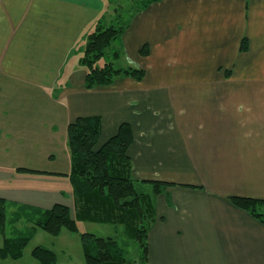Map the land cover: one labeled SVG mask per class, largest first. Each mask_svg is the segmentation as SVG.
Returning a JSON list of instances; mask_svg holds the SVG:
<instances>
[{"label": "crops", "instance_id": "0c3cea01", "mask_svg": "<svg viewBox=\"0 0 264 264\" xmlns=\"http://www.w3.org/2000/svg\"><path fill=\"white\" fill-rule=\"evenodd\" d=\"M104 10L102 0H0V88L22 103L32 93L47 102L5 104L8 129L27 138L21 126L65 131L98 116L102 144L129 123L132 178L167 182L155 198L149 264H264V223L230 199H264V0L149 4L120 40L142 80L87 89L73 55ZM45 195L49 206L62 202Z\"/></svg>", "mask_w": 264, "mask_h": 264}, {"label": "trees", "instance_id": "16d2710c", "mask_svg": "<svg viewBox=\"0 0 264 264\" xmlns=\"http://www.w3.org/2000/svg\"><path fill=\"white\" fill-rule=\"evenodd\" d=\"M156 1L160 0H141L130 11L128 18L109 25L103 15L96 21L94 29L85 35L84 51L79 63L85 70L84 86L87 89L109 85L120 76L142 80L143 69L133 66L115 67L114 59L121 55V36L130 25L132 17ZM117 38L119 42L112 47L108 60L102 66L96 65L97 60L105 55L106 49ZM247 47L248 39L243 36L240 50L245 51ZM140 51L147 54V45H143ZM99 134L98 116H80L67 125L74 216L70 214L69 206L60 202H55L48 209L36 210V214L28 218L30 227L25 235L5 237L0 247V259L20 257L34 228H41L57 236L62 230L77 232V220H90L120 226L125 238L138 243L139 257L136 260L128 258L114 237H98L94 233L83 232L79 236L85 264H149L147 239L155 218V198L167 182L132 178L128 148L133 142V134L129 123L122 122L116 133L102 144L98 143ZM142 184L149 188H140ZM230 199L235 206L264 223V213L259 211L264 205V199L243 196H232ZM5 225L6 202L0 197V232L3 236ZM31 253L41 264H53L55 261V253L41 245L35 246Z\"/></svg>", "mask_w": 264, "mask_h": 264}, {"label": "rangeland", "instance_id": "374dc122", "mask_svg": "<svg viewBox=\"0 0 264 264\" xmlns=\"http://www.w3.org/2000/svg\"><path fill=\"white\" fill-rule=\"evenodd\" d=\"M102 1L105 4L103 15L106 17L108 25L128 18L130 11L141 3V0ZM116 42H119L118 38L106 49L105 55L97 60L96 65L102 66L108 60ZM77 51L73 55L74 59L82 56L84 44L77 48ZM126 63L127 60L121 51V55L114 59V65L115 67L127 68L129 66ZM41 95L45 94L32 93L28 97L26 96L22 103L18 96L13 97L12 94H7L4 89L0 88V109L5 104H47L46 100L40 97ZM210 103L213 104L211 100ZM8 120L7 117L0 114V197L4 198L6 202L4 235L5 237H15L25 235L28 232L30 227L28 218L35 215L36 210L47 209L52 206L39 199V195L46 196V193L49 195L57 192L59 198H56L58 199L56 201H62L60 203L64 202V204L71 206L72 212H74L75 200L69 173L47 172L61 171L67 173V170L71 168L67 152V128L65 131L60 128L54 129L51 123L45 121L36 124L31 123L21 126L23 133L27 129L30 130L31 134H27V138H20L19 132L16 134L10 132ZM34 135L35 137H33ZM20 167L26 168V170L17 171ZM43 170L46 172H39ZM37 174L46 175V180L38 177ZM139 187L142 189L149 188L148 185L143 184ZM259 211L264 213V205ZM76 224L77 232L62 230L57 236L51 235L41 228H35L30 240L23 248L22 255L18 258H2L0 264H41L31 253L37 245L46 247L55 253L53 264H85L79 236L83 232H91L98 237H114L118 239L128 258L138 259V243L131 238H125L120 231V226L95 223L90 220H77ZM3 244L4 236L0 232V247Z\"/></svg>", "mask_w": 264, "mask_h": 264}]
</instances>
